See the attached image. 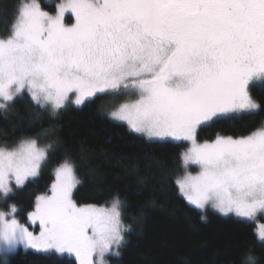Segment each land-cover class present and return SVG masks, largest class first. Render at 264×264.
I'll list each match as a JSON object with an SVG mask.
<instances>
[{"label": "snow or ice", "instance_id": "1", "mask_svg": "<svg viewBox=\"0 0 264 264\" xmlns=\"http://www.w3.org/2000/svg\"><path fill=\"white\" fill-rule=\"evenodd\" d=\"M256 82L264 83V0H62L51 11L21 0L0 35V112L25 95L52 115L109 96L111 119L149 140L183 144L174 175L189 204L252 221L264 218V117L247 134L201 141L199 130L264 111L251 94ZM41 135L0 142V199L50 162L57 142ZM53 174L27 213L30 223L14 203L0 210V253L24 245L108 264L130 228L124 201L79 204L82 181L67 154ZM258 236L264 240V225Z\"/></svg>", "mask_w": 264, "mask_h": 264}, {"label": "trees", "instance_id": "2", "mask_svg": "<svg viewBox=\"0 0 264 264\" xmlns=\"http://www.w3.org/2000/svg\"><path fill=\"white\" fill-rule=\"evenodd\" d=\"M61 1L40 0L47 11ZM20 2L0 0V35L10 30ZM251 94L264 106V83L253 84ZM112 103L111 97L97 95L82 107L67 105L52 115L25 95L7 114L0 112V142L37 133H42L43 142H57L41 174L16 189L0 209L14 203L19 218L28 222L36 196L50 188L53 168L67 154L82 181L74 190L79 204L107 205L115 195L124 201L123 219L130 228L119 255H110L108 264H248V255L264 264V241L256 222L211 209L203 212L182 196L174 172L183 144L171 138L149 140L130 131L127 124L109 117ZM262 117L264 111L223 117L202 126L199 138L214 139L217 132L247 134ZM0 264L77 261L67 254L20 247L7 262L0 255Z\"/></svg>", "mask_w": 264, "mask_h": 264}, {"label": "rangeland", "instance_id": "3", "mask_svg": "<svg viewBox=\"0 0 264 264\" xmlns=\"http://www.w3.org/2000/svg\"><path fill=\"white\" fill-rule=\"evenodd\" d=\"M62 2V1H61ZM254 84H261V82H256V83H254ZM253 85V84H252ZM251 85V86H252ZM68 105H72V106H75V107H82L83 105H80V106H77V105H75V104H72V103H69ZM123 123H125V122H123ZM126 124V123H125ZM152 140H162V139H152ZM32 179V178H31ZM27 182V181H26ZM18 188H21V187H18ZM18 188H16V189H18ZM15 189V190H16ZM182 194V193H181ZM183 196V195H182ZM7 200V199H6ZM6 200H4V199H0V205H4V203L6 202ZM97 206H99V205H97ZM103 206H108V205H103ZM213 210V211H215V212H217V213H219V214H221L220 212H218V211H216L215 209H212V208H208L207 210ZM0 210H7L6 208H1ZM206 210V211H207ZM206 211H203V212H206ZM222 215H224V214H222ZM224 216H233V217H236V218H241V217H238V216H236L234 213H230V214H228V215H224ZM254 222H256V226H257V234L259 233V230H260V227H261V225H264V218H257L256 220H254ZM36 229V226L35 225H33L32 226V230L33 231H36L35 230ZM259 237V236H258ZM260 239V238H259ZM261 240V239H260ZM262 241H264V240H262ZM24 248V249H30V247H26V246H24V245H21V246H19L18 248ZM17 248V249H18ZM17 249H16V251H17ZM15 253V251L14 252H12V253H10V254H7V255H5V254H2V253H0V255L2 256V258H3V260H4V262H7L8 260H9V258H11V256L13 255ZM65 254H67V253H65ZM67 255H69V256H72V257H74L75 258V256L74 255H70V254H67ZM110 255H114V254H108L107 255V260H108V257L110 256ZM76 259V258H75Z\"/></svg>", "mask_w": 264, "mask_h": 264}, {"label": "clouds", "instance_id": "4", "mask_svg": "<svg viewBox=\"0 0 264 264\" xmlns=\"http://www.w3.org/2000/svg\"><path fill=\"white\" fill-rule=\"evenodd\" d=\"M249 256L252 258V259H249ZM247 261H248V264H256V257L254 255H248L247 257Z\"/></svg>", "mask_w": 264, "mask_h": 264}]
</instances>
